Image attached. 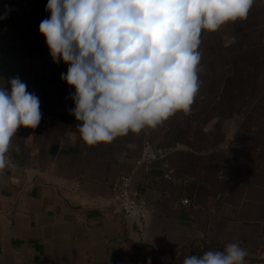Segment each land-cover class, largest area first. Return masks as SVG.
Segmentation results:
<instances>
[{"label": "crops", "instance_id": "obj_1", "mask_svg": "<svg viewBox=\"0 0 264 264\" xmlns=\"http://www.w3.org/2000/svg\"><path fill=\"white\" fill-rule=\"evenodd\" d=\"M47 3L0 0V83L18 76L42 113L35 129L17 130L0 172V264H182L237 241L247 264H264V0L246 20L202 33L189 113L91 147L70 112L75 89L60 78L68 65L53 63L38 32ZM144 140L180 148L167 156L171 180L157 161L132 171L146 202L136 227L113 194Z\"/></svg>", "mask_w": 264, "mask_h": 264}, {"label": "clouds", "instance_id": "obj_2", "mask_svg": "<svg viewBox=\"0 0 264 264\" xmlns=\"http://www.w3.org/2000/svg\"><path fill=\"white\" fill-rule=\"evenodd\" d=\"M255 0H48L38 32L87 146L111 144L191 111L201 87L202 33L246 20ZM7 17V10L4 16ZM0 83V172L19 128L35 129L40 100L18 76ZM127 148H134L128 144ZM240 242L189 255L182 264H247ZM150 264V260L148 262Z\"/></svg>", "mask_w": 264, "mask_h": 264}, {"label": "built area", "instance_id": "obj_3", "mask_svg": "<svg viewBox=\"0 0 264 264\" xmlns=\"http://www.w3.org/2000/svg\"><path fill=\"white\" fill-rule=\"evenodd\" d=\"M178 148H180V145H175L173 147L155 145L148 140H144L141 143L140 151L138 157L135 159L133 168L129 172L120 175L115 184L113 202L124 220L130 221L134 226L139 227L146 213L145 200L139 198L133 188L131 173L134 168L141 163L157 161L163 170V177L171 180L174 171L167 160V156L172 150ZM11 164L12 159L10 157V163L8 166ZM180 202L186 204L188 203V199L182 198L180 199Z\"/></svg>", "mask_w": 264, "mask_h": 264}]
</instances>
